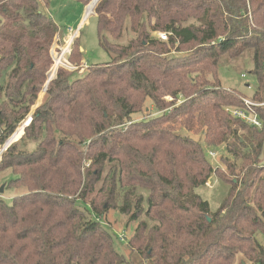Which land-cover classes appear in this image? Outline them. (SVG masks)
<instances>
[{
    "label": "trees",
    "instance_id": "obj_1",
    "mask_svg": "<svg viewBox=\"0 0 264 264\" xmlns=\"http://www.w3.org/2000/svg\"><path fill=\"white\" fill-rule=\"evenodd\" d=\"M48 4L0 0V145L47 81L61 33ZM93 9L111 60L77 78L59 68L1 154L0 171L15 177L6 187L24 192L10 204L0 197V264H236L237 255L264 264V106L251 108L260 128L233 117L226 110L245 109L243 97L217 73L223 56L251 51L252 98L263 101L264 0H100ZM127 24L130 41L112 43ZM81 53L77 38L68 62L80 67ZM147 100L156 115L135 119ZM221 145L224 168H214L207 151ZM212 175L230 186L216 212L195 193ZM113 210L135 224L125 247L138 262L115 248L105 224Z\"/></svg>",
    "mask_w": 264,
    "mask_h": 264
},
{
    "label": "rangeland",
    "instance_id": "obj_2",
    "mask_svg": "<svg viewBox=\"0 0 264 264\" xmlns=\"http://www.w3.org/2000/svg\"><path fill=\"white\" fill-rule=\"evenodd\" d=\"M100 0H91L90 4L84 7L82 4L74 1V0H49V4L47 7H42V9L52 18L54 23L59 27L60 34L56 36L54 44L50 49V56L52 58V66L50 70L47 72V81L39 94V97L35 103V106L32 108L29 115L25 118V120L20 124L16 132H19L26 124L27 120L31 117L36 107L39 106L50 80H53L56 77L57 71H55L52 76V72L55 68L54 63L59 59L60 51L62 49H66L70 51V47L78 38V43L80 45L81 53V65L86 64L87 68L92 65L107 63L111 60V56L99 45L98 35H97V22L94 17V12H92L93 7L97 5ZM94 10V9H93ZM195 20H189L188 23H194ZM67 36V39L63 35ZM161 33H155L158 39H160ZM75 36V39L70 44L68 41L70 36ZM133 37V34L128 28V24L126 25L123 36L120 40L110 39L112 43L119 45H126L130 39ZM161 40V39H160ZM68 42V43H67ZM70 45V46H68ZM186 51L180 53L182 56ZM174 54V53H172ZM182 54V55H181ZM67 60V57H66ZM63 63V61H61ZM66 63V62H65ZM67 65L74 66L70 64L67 60ZM80 65V66H81ZM77 67L78 66H74ZM86 68V67H85ZM84 70L71 71L69 68H63L69 70L71 72H78L73 75V78L80 77L81 74L87 71V68ZM253 70V62H252V53L251 51H245L238 57H228L223 56L219 61L218 66V77L221 82V86L228 90H233L239 92L243 98L248 99L255 103H263V101H256L252 98L253 93L256 88V79L252 73ZM80 74V75H79ZM50 76L53 77L50 79ZM50 79V80H49ZM181 100V99H179ZM173 98L171 96H165L164 102H172ZM157 110L153 107L151 101H146L140 113L135 115V119H149L155 116ZM185 136H189L198 141H202V137L199 134H193L188 132H182ZM17 135V133H16ZM15 135V136H16ZM13 137V136H12ZM11 137V138H12ZM14 138V137H13ZM233 144L236 145V141H233ZM6 144L0 145V153L4 152ZM33 146L30 144L27 146V149H33ZM210 151V152H209ZM209 152L208 159L210 163L215 168H224L222 165L223 160L222 157L226 155L225 146L221 145L213 150H208ZM261 163L264 164V149L263 154L261 156ZM14 175L11 170L0 171V189L4 186V190L0 193V197L8 204L11 203L13 197L20 195L24 192L23 189H15L8 188L6 184L9 180L14 179ZM208 184V185H206ZM205 185L200 186L195 189V193L199 195L203 200L207 201L209 204V208L211 212H216L224 199L226 198L230 186L220 180L217 176L212 175ZM105 224L108 225V229L110 232H113L117 240L115 241V248L118 252L122 253L128 260L138 262L140 257L131 252L126 246L127 240L131 238L132 231L135 227L134 223H130L128 227H126L127 217L123 214H120L117 210L110 211L105 217ZM257 240L259 244L264 248V237L258 235ZM241 256L237 255L236 264H240Z\"/></svg>",
    "mask_w": 264,
    "mask_h": 264
},
{
    "label": "built area",
    "instance_id": "obj_3",
    "mask_svg": "<svg viewBox=\"0 0 264 264\" xmlns=\"http://www.w3.org/2000/svg\"><path fill=\"white\" fill-rule=\"evenodd\" d=\"M159 35H160L159 37H160V39L162 41H167V35L165 33L159 34ZM74 39H75V36L72 35V36L69 37V39H68L69 41L68 42L71 44ZM68 46H70V45H68ZM60 53H61L60 54L61 57L56 60V63H54L55 68H54V70L52 72V76L54 75L55 71H57L59 68H69V70H71V71L79 70V68L81 70H84L85 67L87 68L86 64H82L78 68L74 67V66L72 67L70 65H67L66 57H67V55L69 53V49L68 50L62 49L60 51ZM61 61H63V63ZM52 78L53 77L50 76V79H52ZM242 100H243V102H244V104L246 106L245 109H230V108H228L226 111L228 113H230L233 117L239 118V119L247 122L248 124H250L252 126L260 128L261 127V123L258 120L256 114L253 112V109H251V108L254 107V106H257V107L264 106V102L263 103H255V102H252V101H250L248 99H245V98H242ZM206 185H208V184H206Z\"/></svg>",
    "mask_w": 264,
    "mask_h": 264
},
{
    "label": "water",
    "instance_id": "obj_4",
    "mask_svg": "<svg viewBox=\"0 0 264 264\" xmlns=\"http://www.w3.org/2000/svg\"><path fill=\"white\" fill-rule=\"evenodd\" d=\"M50 81H51V80H50ZM48 82H49V81H48ZM19 131H20V130H19ZM16 133H18V132H16ZM16 133L13 135V137H15ZM13 137L10 138V139L6 142V146L10 143V141L13 139ZM6 146H5V147H6ZM5 147H4V148H5ZM1 154H2V152L0 153V157H1ZM3 190H4V186L0 189V193H2Z\"/></svg>",
    "mask_w": 264,
    "mask_h": 264
},
{
    "label": "crops",
    "instance_id": "obj_5",
    "mask_svg": "<svg viewBox=\"0 0 264 264\" xmlns=\"http://www.w3.org/2000/svg\"><path fill=\"white\" fill-rule=\"evenodd\" d=\"M67 35V34H66ZM65 34L63 35L65 37V39H67V36Z\"/></svg>",
    "mask_w": 264,
    "mask_h": 264
}]
</instances>
